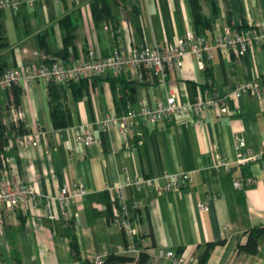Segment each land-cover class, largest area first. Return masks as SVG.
<instances>
[{"label":"crops","instance_id":"0c3cea01","mask_svg":"<svg viewBox=\"0 0 264 264\" xmlns=\"http://www.w3.org/2000/svg\"><path fill=\"white\" fill-rule=\"evenodd\" d=\"M198 1L207 27L195 28L188 0H119L110 5L111 17L97 25L77 0L20 2L16 9L0 8V31L6 41L0 54L5 67L38 64L52 57L66 63L85 58L89 51L103 56L142 44L174 45L186 31L193 33L197 45L212 44L226 26L264 21V0ZM64 14L72 16L76 27L74 51L68 48L63 59L57 21ZM185 44L187 48L189 42ZM255 78L264 85V43L250 45L239 57L211 47L203 68L187 53L163 80H138L130 69L116 76L83 78L84 87L77 95L61 86L67 119L62 128L51 125L45 86L21 82L17 89L22 123L27 130L41 126L45 142L40 138L32 148H5L3 155L11 162L7 177L33 183L40 196L52 195L62 184H81L84 194L65 207V218L53 201L54 218L40 217L38 228L28 225L19 209L0 206L2 264H79L100 253L136 257L137 249L123 250L122 234L108 219L105 207L112 187L175 171L187 172L191 178L179 190L156 193L131 185L121 189L127 204L142 203L135 211L141 245L147 246L144 264H168L161 253L178 248L184 259L196 260L205 243L219 240L205 264H264V156L236 164L233 140L241 138L255 152L264 148V103L256 95L227 96L226 114L212 110L198 118L180 114L146 126L136 124L126 135H119L115 127L100 130L97 126L106 114L116 113L120 93L113 85L118 88L119 83L126 84L124 91L132 96L131 102L143 99L153 106L171 94L184 103L203 90L229 94L235 85ZM11 102L10 90L0 92L1 112ZM80 130L89 131L99 143L74 142L73 135ZM216 157L230 162L228 171L212 167ZM239 176L255 181L249 187H232L231 179ZM198 203L205 208L199 210ZM68 221L75 235L76 258L65 235ZM256 226L262 228L256 251H237V242L243 244L248 230Z\"/></svg>","mask_w":264,"mask_h":264},{"label":"built area","instance_id":"2783aa9c","mask_svg":"<svg viewBox=\"0 0 264 264\" xmlns=\"http://www.w3.org/2000/svg\"><path fill=\"white\" fill-rule=\"evenodd\" d=\"M36 0H0V8L10 7L16 9L20 2L31 4ZM78 1V0H77ZM86 6V1L81 2ZM194 35L186 31L184 38L176 44H165L163 46L153 45L131 46L126 50L114 49L103 56H96L89 51L85 58L73 59L69 62H62L56 57L38 64L5 67L0 71V92L9 91L18 87L20 83L27 84L31 81L42 83L53 82L67 87L68 82L77 81L83 78H92L110 74L118 75L126 69L134 72L138 80H150L152 78L163 80L166 71L172 67H179L182 57L193 54L197 59L199 67L203 68L204 62L210 59L211 47H217L233 57H239L252 44L264 43V21L246 25L245 28L237 31L228 26L217 34L212 44L202 43L197 45ZM186 42H189L186 48ZM240 95H256L264 103V85H261L258 78L248 83H240L233 87L229 94H208L206 90L199 91L190 102H181L174 95L167 96L163 101H158L153 106L148 105L143 99L131 102L126 99L120 113L106 114L102 117L97 126L100 130L115 127L119 135H126L136 124L150 125L161 120L169 119L180 114H188L198 118L207 111H215L218 114H226L228 109L227 96L237 97ZM24 113L18 107L9 106L7 115L2 118V123L11 122L17 124L23 122ZM45 142V130L41 126L28 129L22 134H17L7 140L3 149L15 146L17 149H28L36 146L39 139ZM234 145L237 149L235 163L243 164L254 161L261 156V152H255L244 145L239 137H234ZM74 142L84 145L98 144L99 139L94 137L87 130H80L73 135ZM0 206L6 210L19 209L26 216L28 225L34 228L39 227V218L53 219L54 213L51 203L54 201L60 208L63 218L67 217L65 207L73 200L79 199L84 194L81 184L69 186L62 184L49 196H40L31 182L19 183L11 181L7 177V166L11 165L10 158L0 155ZM230 162L226 159L216 157L212 167L216 170H229ZM191 180L187 172L175 171L155 177H139L129 182L125 180L122 184L112 187L113 195L106 203L108 219L121 231L127 239L125 251L134 250L132 238L137 237V223L131 219L130 209H139L142 203L133 200L127 204L122 195V187L131 185L134 188H145L156 193H164L181 189ZM255 179L251 176H239L231 179L234 188H243L253 185ZM197 208L203 210L205 205L198 203ZM136 250V249H135ZM168 259V264H195V259L186 260L181 253L175 255L171 250L161 253ZM106 253H100L87 258V264H109L105 261ZM0 264L2 262L0 261Z\"/></svg>","mask_w":264,"mask_h":264},{"label":"trees","instance_id":"16d2710c","mask_svg":"<svg viewBox=\"0 0 264 264\" xmlns=\"http://www.w3.org/2000/svg\"><path fill=\"white\" fill-rule=\"evenodd\" d=\"M70 1L74 2L76 0H70ZM78 1L79 2L86 1L88 15L94 25L107 21L111 17V13H110L111 3L117 1L119 2V0H78ZM188 1L191 11L192 22L195 28L199 25L207 27L209 22L205 19V17L202 15L200 11L199 1L198 0H188ZM57 25L60 30L61 44L64 52L62 57L64 59L69 54L66 53L68 48L70 49V51L71 50L72 52L74 51L73 40H74V30L76 24L73 21V18L70 14H64L58 19ZM228 27L230 29L239 31L245 28L246 26L229 25ZM5 45H6V41L0 31V51L3 47H5ZM4 68H5V64L0 54V71H2ZM113 82L114 81H112V83ZM121 85L122 84L119 83L118 88H116V85H113V88L117 89V91L120 93L118 100L120 105L119 104L117 105L116 114L122 111L123 104L126 99L128 100H130V98L132 99V96L130 94H126L124 91L126 84L124 83L122 86ZM67 87L70 89L73 95H77L80 89L84 87V80L79 79L77 81H70L68 82ZM45 89L48 98L47 103L49 107V117H50L51 125L53 128H62L67 125L66 112L62 102L63 99L62 87L59 84L53 82H47L45 85ZM10 91L12 94L11 104L13 107H18L19 90L17 89V87H13ZM4 109H5V113L1 112L2 108L0 107V155L3 154L4 151L3 148L4 146H6L7 140L9 138L14 137L17 134H22L27 131L26 127L23 125L22 122H18L17 124H12L11 122H7L3 124L1 120L4 117V115L7 114L8 106H5ZM261 156H264V148L261 150ZM1 168H2V164L0 163V170ZM135 210L137 209H133V213L131 214L132 215L131 219H133L134 222L138 220V215ZM23 219L24 218L19 219L20 222H23ZM261 232H262L261 227L256 226L250 228L246 235L245 242L243 244H239L237 242L236 250L243 251L249 254L254 253L257 247V239L261 234ZM121 234H122V246L123 248H126L127 239L122 232ZM65 235L68 239L69 250L73 258H76L77 245H76L74 231L69 221L66 223ZM140 239H141V235L139 234H137V237L135 236L134 238H132L133 246L135 249L138 250L136 257L133 258L124 255L109 253L106 255L105 261L108 262L109 264H144L147 259V253L145 252L147 246H142ZM221 242L222 241L219 240L215 242L205 243L203 248L200 250V252L196 257L195 264H205L209 251L212 249V247L215 244H219ZM180 252L181 249L178 248L177 251L174 252V254L178 255L180 254ZM79 264H87V261L85 260L84 262Z\"/></svg>","mask_w":264,"mask_h":264},{"label":"rangeland","instance_id":"374dc122","mask_svg":"<svg viewBox=\"0 0 264 264\" xmlns=\"http://www.w3.org/2000/svg\"><path fill=\"white\" fill-rule=\"evenodd\" d=\"M40 85H42V83L38 82ZM28 84V83H27Z\"/></svg>","mask_w":264,"mask_h":264}]
</instances>
